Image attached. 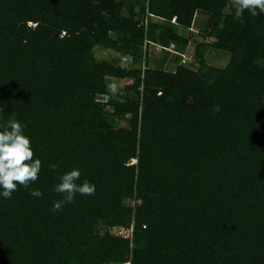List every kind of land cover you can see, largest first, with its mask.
<instances>
[{"label":"trees","instance_id":"1","mask_svg":"<svg viewBox=\"0 0 264 264\" xmlns=\"http://www.w3.org/2000/svg\"><path fill=\"white\" fill-rule=\"evenodd\" d=\"M0 264H264V0H0Z\"/></svg>","mask_w":264,"mask_h":264},{"label":"rangeland","instance_id":"2","mask_svg":"<svg viewBox=\"0 0 264 264\" xmlns=\"http://www.w3.org/2000/svg\"><path fill=\"white\" fill-rule=\"evenodd\" d=\"M225 10H227V8H225ZM203 15L198 14L195 18V22H194V26H192L193 30H197L199 24H201V22L203 21ZM180 30V29H179ZM182 33L186 34V29H182L180 30ZM195 40L199 41L201 40V38L199 36H195ZM207 40H211V39H207ZM193 45L194 43L191 41L188 43L186 49H185V55L187 57L186 61L184 64H186L187 66L190 67H195L196 64L195 62H193L192 60H190V56L192 55V49H193ZM92 53L95 59L98 60H112L113 58H115L116 56H118L117 53H115L114 51L110 50V49H105L102 48L98 45L94 46L92 49ZM147 56L148 58H150V60L153 59H157L160 58L161 56V49L159 48V46L155 45V44H150L147 48ZM226 54L215 50V49H209L207 50L205 56H204V60L205 62L209 63V64H213L216 66H223L226 62ZM120 63H122V61H120ZM173 65L170 63L168 64L167 68H172ZM123 80H119V79H113L112 81V85L110 86V89H115V88H120L123 84ZM104 110L106 112H109L111 110L110 107L106 106L104 108ZM114 125H124L125 122L122 120H114L113 121ZM119 231V230H118ZM117 232V231H116Z\"/></svg>","mask_w":264,"mask_h":264},{"label":"built area","instance_id":"3","mask_svg":"<svg viewBox=\"0 0 264 264\" xmlns=\"http://www.w3.org/2000/svg\"><path fill=\"white\" fill-rule=\"evenodd\" d=\"M147 16L152 17L151 14L146 13V16H144V17L142 18L141 23H142V25L144 26V28H145V25H146V23H147ZM171 22H174V18L171 19ZM150 44H155V43H151L150 41H147L146 39H144V40H143L142 48H143V49H144V48L146 49L147 46H149ZM155 45H157V44H155ZM157 46H159V45H157ZM159 48L162 49L163 47L159 46ZM164 49H165V50H168V51H170V52H172V53H174V54L177 53V52L173 49V45H172V44H169V46L164 47ZM186 59H187V57H186L185 53H181V54H180V64H184L185 61H186ZM121 60L124 61V60H125V57H121ZM143 66H144V65H143V60H142V62H141V70L143 69ZM140 76H141V75H140ZM105 98H106V96H103V97H102L103 100H105ZM118 230H119V231H118ZM116 231H117V232H116ZM112 232L115 233V234L127 235V234L129 233V230H123V229L120 228V227H116V228H112Z\"/></svg>","mask_w":264,"mask_h":264}]
</instances>
